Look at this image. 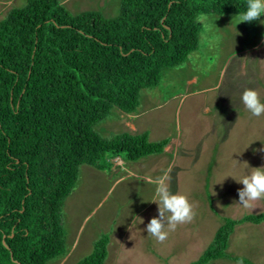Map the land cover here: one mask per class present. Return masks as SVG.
Instances as JSON below:
<instances>
[{
	"label": "trees",
	"instance_id": "trees-1",
	"mask_svg": "<svg viewBox=\"0 0 264 264\" xmlns=\"http://www.w3.org/2000/svg\"><path fill=\"white\" fill-rule=\"evenodd\" d=\"M65 0H26L0 19V264H49L67 254L63 205L80 166L108 170L164 151L149 132L101 136L114 108L133 114L143 89L198 47L201 14H240L247 0H120L119 12L73 14ZM225 218L190 264L229 257ZM109 236L74 264H104ZM234 259H238L235 257ZM244 263L248 261L240 258ZM251 264V263H250Z\"/></svg>",
	"mask_w": 264,
	"mask_h": 264
},
{
	"label": "rangeland",
	"instance_id": "rangeland-1",
	"mask_svg": "<svg viewBox=\"0 0 264 264\" xmlns=\"http://www.w3.org/2000/svg\"><path fill=\"white\" fill-rule=\"evenodd\" d=\"M25 1L0 0V19ZM63 3L73 14L95 10L105 17L116 16L120 8V0ZM238 15L201 14L198 47L186 61L165 69L155 86L142 90L135 113L114 108L96 126L106 138L147 131L150 141L169 142L162 153L135 161L120 155L122 165L115 159L108 170L80 166L63 205L67 254L49 264L76 263L104 234L110 240L104 264H190L225 218L264 211V200L252 210L238 204L237 190L243 185L231 177L240 179L250 168L264 166V152L259 151L264 147V116H252L240 99L252 87L264 100V15L235 26ZM170 166L172 191L187 194L196 215L158 243L146 225L158 214L153 181ZM226 251L229 257L207 264H264V222L235 225Z\"/></svg>",
	"mask_w": 264,
	"mask_h": 264
},
{
	"label": "clouds",
	"instance_id": "clouds-1",
	"mask_svg": "<svg viewBox=\"0 0 264 264\" xmlns=\"http://www.w3.org/2000/svg\"><path fill=\"white\" fill-rule=\"evenodd\" d=\"M262 15H264V0H247L246 8L238 15L235 26L241 22L251 23L256 21ZM240 99L252 116L257 118L264 116V100L261 99V94L256 88H245L241 93ZM259 151L264 152V147L259 149ZM247 167L249 166L247 165ZM250 169L251 171L240 179L229 176L243 185L242 188L237 190L238 204L245 209L252 210L256 208L255 202L264 200V166ZM171 173L172 167L170 166L153 181L156 184L155 191L158 197L153 202L157 204L158 214L150 218L146 225V232L154 237L158 243H164L168 239L169 234L175 231L178 225L192 222L196 215L195 206L190 201L189 196L172 191ZM225 177L217 183H221Z\"/></svg>",
	"mask_w": 264,
	"mask_h": 264
},
{
	"label": "crops",
	"instance_id": "crops-1",
	"mask_svg": "<svg viewBox=\"0 0 264 264\" xmlns=\"http://www.w3.org/2000/svg\"><path fill=\"white\" fill-rule=\"evenodd\" d=\"M126 114H127V113H126ZM115 159L119 160L120 158H119V157H116ZM115 159H114V160H115ZM114 160H113V162H114L115 165H116V161H114ZM122 163H123V161L120 159V164H119V165H122ZM120 179H121V178H120ZM117 180H118V179H117ZM109 242H110V240H109Z\"/></svg>",
	"mask_w": 264,
	"mask_h": 264
}]
</instances>
